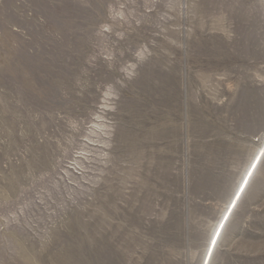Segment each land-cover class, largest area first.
Returning <instances> with one entry per match:
<instances>
[{
    "label": "rangeland",
    "instance_id": "374dc122",
    "mask_svg": "<svg viewBox=\"0 0 264 264\" xmlns=\"http://www.w3.org/2000/svg\"><path fill=\"white\" fill-rule=\"evenodd\" d=\"M258 152L210 264H264V0H0V264H203Z\"/></svg>",
    "mask_w": 264,
    "mask_h": 264
},
{
    "label": "bare ground",
    "instance_id": "6f19581e",
    "mask_svg": "<svg viewBox=\"0 0 264 264\" xmlns=\"http://www.w3.org/2000/svg\"><path fill=\"white\" fill-rule=\"evenodd\" d=\"M262 150V149H261ZM260 152V150H259ZM259 152L256 154L254 160L252 161L251 165L249 166L247 172L245 173L237 191L235 192L231 202L229 203L222 219L220 220V222L218 223L214 233H213V236L210 240V243L208 245V249H207V252L205 253L206 256H205V259H204V262L203 264H210L211 263V260H212V256L214 254V251L219 243V241H221V237L223 236V233L225 231V228H226V225L229 221V219L231 218L234 210L238 207L242 197L244 196V193L245 191L247 190L251 180L253 179V176H254V173L256 171V169L258 168L260 162H261V159H262V156L259 155ZM261 154V153H260ZM234 203V204H233ZM233 204V206H232ZM231 211V213H229V216H226V214L228 213V211ZM228 217L224 226L222 227L221 225V222L223 220L224 217ZM223 224V223H222ZM221 227V229H220ZM213 240H215V243L213 244Z\"/></svg>",
    "mask_w": 264,
    "mask_h": 264
},
{
    "label": "snow or ice",
    "instance_id": "6c2138e0",
    "mask_svg": "<svg viewBox=\"0 0 264 264\" xmlns=\"http://www.w3.org/2000/svg\"><path fill=\"white\" fill-rule=\"evenodd\" d=\"M215 243V240H213V244Z\"/></svg>",
    "mask_w": 264,
    "mask_h": 264
}]
</instances>
